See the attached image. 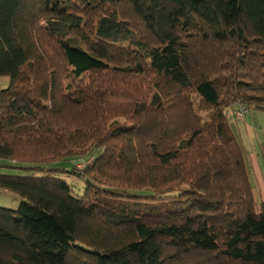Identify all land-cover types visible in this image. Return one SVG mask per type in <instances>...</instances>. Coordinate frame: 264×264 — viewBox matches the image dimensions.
I'll return each instance as SVG.
<instances>
[{"label":"trees","instance_id":"obj_1","mask_svg":"<svg viewBox=\"0 0 264 264\" xmlns=\"http://www.w3.org/2000/svg\"><path fill=\"white\" fill-rule=\"evenodd\" d=\"M236 105L264 0H0V264H264Z\"/></svg>","mask_w":264,"mask_h":264},{"label":"rangeland","instance_id":"obj_2","mask_svg":"<svg viewBox=\"0 0 264 264\" xmlns=\"http://www.w3.org/2000/svg\"><path fill=\"white\" fill-rule=\"evenodd\" d=\"M238 105L235 106V108H237ZM237 119H240L242 123L241 124V127L243 129V127H245V130L247 132H249V140H250V137H254L255 139H259L261 141V143H264V110L262 109H259L253 105H250L248 107V113L246 114V116L244 118H237ZM235 123V120L232 121V123ZM239 122V121H237ZM244 125V126H243ZM237 136L239 137L238 133L236 132ZM241 134V133H240ZM242 136V135H241ZM240 139V137H239ZM243 142H240L241 145L243 146V151L245 153V161H246V166L248 168V172H249V175L251 177V180H252V187H253V193H254V197H255V200L256 202L260 203L262 200H264V198H261V196H263L261 193L262 191L264 192V189L262 188L261 190V180L259 179V176L258 175H261V179L263 181V184H264V156L262 154L261 155V160H259V168H257V162H255L256 158L253 156V161H254V165L253 163H251L250 161H248V159H250V157L248 156V150H247V147H246V144H248V139L245 137L244 139L241 138ZM239 140V141H241ZM249 145V144H248ZM250 148V145L248 146ZM91 157L85 159V160H90ZM83 161V160H81ZM66 163L67 162H63V165L66 166ZM54 165L55 164H62V161H57V162H54L53 163ZM8 172H11L10 170H6L5 168H0V173H8ZM64 179H66L72 186L73 188V193L74 194H78L80 193V189H78V186L74 183H77L79 184V179H77V177H72V175H65L63 176ZM257 183L261 184L259 187L257 185ZM83 186V185H82ZM77 192V193H76ZM14 197H12L11 195L9 194H6L4 193V191H1L0 190V206H8V207H15L17 206V199L15 201V199H13Z\"/></svg>","mask_w":264,"mask_h":264},{"label":"crops","instance_id":"obj_3","mask_svg":"<svg viewBox=\"0 0 264 264\" xmlns=\"http://www.w3.org/2000/svg\"><path fill=\"white\" fill-rule=\"evenodd\" d=\"M233 120H235V123L233 122V127L235 129V132L238 133L240 140H241V138L244 139L246 137L249 141L248 144L250 145V148L248 147L249 145L247 143H245L247 150H248V156L250 157V159H248V161H250L254 165V161H253V156H254L256 158L255 162H257V168L260 169L259 160H261L260 154H261V151H263V149H264V143H261V141L259 139H255L254 137H250V140H249V132H247L245 130V127H243V129L241 127L240 123L243 124V122H241L240 119H237V118H233L232 121ZM237 121H239V122H237ZM241 142L244 143V141H242V140H241ZM258 176H259V179L261 180L262 185L259 183H257V185H258V187L261 185L262 187L261 186L260 187L262 190V188L264 189V184H263V181L261 179V175H258ZM249 177H250V175H249ZM250 180H251V177H250ZM251 183H252V180H251ZM261 194L263 195V196H261V198H264V192L263 191ZM262 201H264V200H262Z\"/></svg>","mask_w":264,"mask_h":264},{"label":"built area","instance_id":"obj_4","mask_svg":"<svg viewBox=\"0 0 264 264\" xmlns=\"http://www.w3.org/2000/svg\"><path fill=\"white\" fill-rule=\"evenodd\" d=\"M248 113V108L244 105H238V107L233 111V114L237 117V118H244L246 116V114ZM231 113H229L230 115ZM79 168L83 167V164H79L78 165Z\"/></svg>","mask_w":264,"mask_h":264}]
</instances>
